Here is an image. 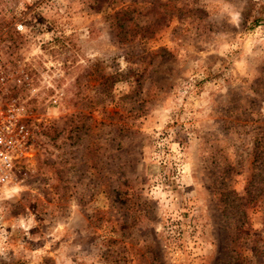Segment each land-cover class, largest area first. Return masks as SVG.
<instances>
[{"label":"rangeland","instance_id":"obj_1","mask_svg":"<svg viewBox=\"0 0 264 264\" xmlns=\"http://www.w3.org/2000/svg\"><path fill=\"white\" fill-rule=\"evenodd\" d=\"M0 74V264H264V0H0Z\"/></svg>","mask_w":264,"mask_h":264},{"label":"built area","instance_id":"obj_2","mask_svg":"<svg viewBox=\"0 0 264 264\" xmlns=\"http://www.w3.org/2000/svg\"><path fill=\"white\" fill-rule=\"evenodd\" d=\"M22 29V25H17ZM4 77L0 74V84ZM61 97V96H60ZM29 112L24 106L10 104L0 108V226L3 221V192L12 183L14 172L29 158L33 134L26 123Z\"/></svg>","mask_w":264,"mask_h":264}]
</instances>
